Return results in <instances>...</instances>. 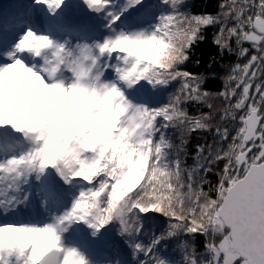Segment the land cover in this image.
I'll return each mask as SVG.
<instances>
[{"label":"snow or ice","instance_id":"obj_1","mask_svg":"<svg viewBox=\"0 0 264 264\" xmlns=\"http://www.w3.org/2000/svg\"><path fill=\"white\" fill-rule=\"evenodd\" d=\"M192 6L0 15V264H264V0Z\"/></svg>","mask_w":264,"mask_h":264},{"label":"trees","instance_id":"obj_2","mask_svg":"<svg viewBox=\"0 0 264 264\" xmlns=\"http://www.w3.org/2000/svg\"><path fill=\"white\" fill-rule=\"evenodd\" d=\"M218 0H193V6L192 11L193 12H215L217 7ZM211 35V30H209V36ZM211 49L210 43H205L200 46V48L197 49V52L200 53H207ZM214 51V49H212ZM189 70L197 71L198 69H195L192 64H189L188 66ZM205 87L212 89V90H219L221 88V82L219 80L209 82ZM175 139V137H174ZM178 142V141H177ZM197 143V140L193 138L189 144V151L192 150V146ZM189 163H191V160H189ZM160 228H163L165 222L161 219L160 220ZM160 229H158L159 231ZM202 239L200 238V243H202Z\"/></svg>","mask_w":264,"mask_h":264},{"label":"rangeland","instance_id":"obj_3","mask_svg":"<svg viewBox=\"0 0 264 264\" xmlns=\"http://www.w3.org/2000/svg\"><path fill=\"white\" fill-rule=\"evenodd\" d=\"M6 1L8 4L1 5V7H3V14H11L17 10L19 4L28 2V0H5V2Z\"/></svg>","mask_w":264,"mask_h":264}]
</instances>
